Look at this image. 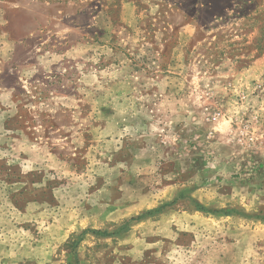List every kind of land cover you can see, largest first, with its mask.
Segmentation results:
<instances>
[{
  "label": "rangeland",
  "instance_id": "rangeland-1",
  "mask_svg": "<svg viewBox=\"0 0 264 264\" xmlns=\"http://www.w3.org/2000/svg\"><path fill=\"white\" fill-rule=\"evenodd\" d=\"M0 264H264V0H0Z\"/></svg>",
  "mask_w": 264,
  "mask_h": 264
}]
</instances>
